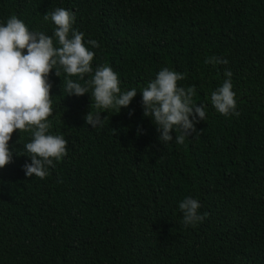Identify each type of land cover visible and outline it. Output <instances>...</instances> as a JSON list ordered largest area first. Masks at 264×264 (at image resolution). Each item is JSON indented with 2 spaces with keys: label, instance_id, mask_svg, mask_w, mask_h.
<instances>
[{
  "label": "trees",
  "instance_id": "16d2710c",
  "mask_svg": "<svg viewBox=\"0 0 264 264\" xmlns=\"http://www.w3.org/2000/svg\"><path fill=\"white\" fill-rule=\"evenodd\" d=\"M57 8L75 14L93 72L80 80L57 65L48 75L49 133L68 144L43 180L23 171L31 132L12 134L13 160L0 169V264H264V0H0V24L14 15L59 47L44 19ZM212 56L228 64H205ZM101 65L122 91H138L119 113L91 107V89L65 91ZM165 67L186 74L178 86L195 85L193 102L206 107L183 144L175 132L159 141L143 115L140 91ZM225 70L239 116L211 104ZM89 110L104 111L101 125L85 124ZM186 197L208 213L195 227L182 223Z\"/></svg>",
  "mask_w": 264,
  "mask_h": 264
},
{
  "label": "clouds",
  "instance_id": "9594fccd",
  "mask_svg": "<svg viewBox=\"0 0 264 264\" xmlns=\"http://www.w3.org/2000/svg\"><path fill=\"white\" fill-rule=\"evenodd\" d=\"M49 18L56 26L54 38L59 47H54L53 37L43 32H30L14 15L0 24V169L13 160V152L9 150L13 132H31V142L24 145L31 163H25L23 171L26 177L34 176L41 180L48 176L49 167H55L53 161L59 162L67 154L68 144L62 135L49 133L51 124L48 117L53 115V106L48 75L54 66L59 65L68 76L84 80L85 74L93 72L91 62L95 55L85 46L84 34L72 29L73 12L57 8L44 15L45 20ZM87 43L92 48L99 47L96 40ZM204 62L213 66L228 64L227 59L217 56ZM55 75L59 77V71H55ZM185 75L162 68L155 79L140 91L143 115L151 118L159 133V141L164 143L173 141L170 133L175 132V142L183 144L186 138L197 133L195 125L206 117L205 105L197 106L193 102L195 85L178 86L177 82L184 80ZM232 75L231 70H225L226 79L211 93L212 106L224 116L240 114L235 110L237 102L232 90ZM65 84L67 96H84L91 89V107L114 109L116 113L127 108L138 92L135 87L122 91L118 75L107 65L97 67L84 85L71 79ZM101 112L104 111L94 113L89 110L84 117L85 124L92 128L101 125L106 118L101 119ZM200 208L198 199L192 197H186L179 203L185 227H195L207 218L208 213H199Z\"/></svg>",
  "mask_w": 264,
  "mask_h": 264
}]
</instances>
